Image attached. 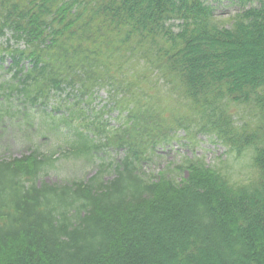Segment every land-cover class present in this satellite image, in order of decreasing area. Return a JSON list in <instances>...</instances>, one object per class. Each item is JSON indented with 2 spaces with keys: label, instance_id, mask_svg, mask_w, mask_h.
<instances>
[{
  "label": "trees",
  "instance_id": "1",
  "mask_svg": "<svg viewBox=\"0 0 264 264\" xmlns=\"http://www.w3.org/2000/svg\"><path fill=\"white\" fill-rule=\"evenodd\" d=\"M0 37L10 75L0 123L32 127L51 92L70 88L66 115L47 124L69 138L66 155L125 150L85 180L51 183L52 152L0 155V264H264V178L233 191L199 158L179 177L140 169L156 142L195 120L225 146L254 145L264 170V0L226 19L207 0H0ZM235 59L248 64L227 63ZM129 60L147 74L123 83L115 71ZM148 74L175 112L143 108ZM106 83L128 111L124 126L87 116ZM59 118L75 125L70 137Z\"/></svg>",
  "mask_w": 264,
  "mask_h": 264
},
{
  "label": "rangeland",
  "instance_id": "2",
  "mask_svg": "<svg viewBox=\"0 0 264 264\" xmlns=\"http://www.w3.org/2000/svg\"><path fill=\"white\" fill-rule=\"evenodd\" d=\"M207 2L213 6L214 14L217 18L226 19L227 17H231L237 13L242 7L249 6L253 3L255 4L257 0H207ZM225 24L227 25V23ZM174 28L176 29L177 27L175 26ZM2 40L3 37H0V41ZM253 54L257 56V53ZM238 60H230L227 63L232 64L233 62H237V65L240 67H244L248 64L241 61L238 62ZM262 60L264 66V56ZM8 61L9 60L7 59L6 63H8ZM145 68V65L136 64L135 60H129L123 64L121 69L115 71V77L121 78L123 83L129 80L135 81V76L139 75L140 77L145 74ZM115 69L116 66L114 67V70ZM149 75L150 74H148V79L146 80L147 83L145 89L152 91L151 85H153L155 76L154 74H151L152 76L149 77ZM5 78V71L0 69V81H4ZM138 80H140L141 83V80L143 79L139 78ZM161 83L162 81L159 80L155 86H158L159 84L162 90L161 92H167V89L160 85ZM111 89L112 87L110 84H103L99 89H96V92L93 95L94 100L92 103L94 105V109H99L104 104H108V96ZM122 94L124 93L120 92L118 93V96ZM126 95L129 96L128 93H126ZM51 98L52 99H50L47 105V110L50 109L51 106H55V101L60 99L57 95H54ZM151 100L153 101V98ZM152 103L153 105L155 104L154 101ZM14 110L15 109L12 111ZM91 111L93 110L91 109ZM14 114V112H11V115ZM88 115L90 118L94 117V114ZM125 116L126 111L120 113L117 109H115L113 111L104 112L102 120L108 127H116L123 122ZM45 117L46 115L41 112L39 118L42 122V128L41 130L39 129V131H37V128L41 126L38 125L41 124V122L36 124L35 120H33V126H28L27 128H18L14 122H10L9 119L0 123V155L7 156L11 154L15 157H19L29 151L31 147L28 145H34L35 147L38 145L40 150L47 153L50 151L54 152L57 160H54L53 166L44 176V180L49 183L62 182L64 180H85L96 172V170L100 167L101 160H103L104 163H107L112 160H118V158L123 155L122 149L108 147L106 149H101V151L93 157L90 156L92 158H74L67 157V155L62 156V154L68 149L69 145L65 142L68 139H62L60 137V140L57 139L54 133L46 128L47 126L43 120ZM194 121L195 120H189L187 126H177L174 137L171 140L163 142L162 144H155L154 152L152 154H148L147 157L143 159L140 165L141 171L144 174L152 176L165 173L167 175L179 177V175H184L182 174L183 172L181 173V171H179V165L189 159L196 158L201 159L205 165L211 167L213 159L224 153L225 145L216 140V138L207 132V130L197 129L195 123L196 121Z\"/></svg>",
  "mask_w": 264,
  "mask_h": 264
},
{
  "label": "clouds",
  "instance_id": "3",
  "mask_svg": "<svg viewBox=\"0 0 264 264\" xmlns=\"http://www.w3.org/2000/svg\"><path fill=\"white\" fill-rule=\"evenodd\" d=\"M256 157L257 151L252 144L239 149L225 146L224 153L213 159L211 170L233 191L250 188L264 178V170L258 167Z\"/></svg>",
  "mask_w": 264,
  "mask_h": 264
}]
</instances>
